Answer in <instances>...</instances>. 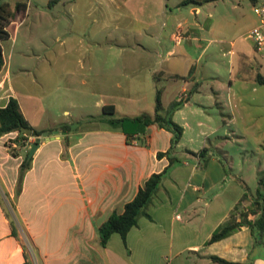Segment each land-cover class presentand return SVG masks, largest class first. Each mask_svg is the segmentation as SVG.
Segmentation results:
<instances>
[{
  "label": "crops",
  "instance_id": "1",
  "mask_svg": "<svg viewBox=\"0 0 264 264\" xmlns=\"http://www.w3.org/2000/svg\"><path fill=\"white\" fill-rule=\"evenodd\" d=\"M1 1L10 4L14 18L7 27L8 38L1 41L0 108L15 98L26 120L41 135L19 184V165L23 158L28 159L36 137L22 139L14 156L5 140L19 136L9 132L0 135V264H217L212 255L244 264H264V247L254 243L247 226L207 243L244 192L240 177L228 173L217 157L209 156L204 139L202 148L210 157L204 165L196 151L186 148L182 152L184 161L179 166L183 167L184 187L175 206L163 210L165 221L139 218L125 242L118 233H112L104 246L97 232L112 212L123 211L152 173L168 164L165 156L158 158L156 154L169 148L172 136L152 124L140 137L147 145L138 140L127 144L124 134L109 126L102 107L113 105V117L153 113L156 88L162 87L165 108L183 95L182 105L172 113L175 121V115L187 107L205 112L206 106L216 105L228 106L230 122H237L238 107L233 103L236 81H243L245 75L251 80L261 77L263 70L247 34L239 37L238 43L230 41L237 49L228 50V76L219 81L212 77L217 71L205 70L210 41L203 48L197 46L202 41L197 29L209 35L215 31L214 19L207 25L197 21L201 10L198 3L186 10L183 0ZM18 1L26 2L22 12L15 11ZM108 6L115 9L113 16H107ZM92 7L101 9L88 21ZM190 13H194L193 19ZM110 17L113 33L106 32ZM123 17L133 26H123ZM31 22H35L34 27ZM90 22L102 24L92 29ZM257 23L258 19L253 26ZM180 25L182 38L175 42L174 32ZM22 32L45 45L44 51H32L35 66L27 65L30 54L25 41L16 48ZM47 40L64 47H50ZM109 55L115 59L113 65L108 63ZM108 66L114 68L108 70ZM141 76L146 91L108 94L109 82L119 89L132 87L141 84ZM75 82L82 85L85 101L75 98ZM34 85L40 89H30ZM223 90L228 95L225 104L220 101ZM91 108L99 111L92 114ZM224 123L227 132L235 135L236 129ZM63 125L70 127L69 132L61 129ZM43 132H52L53 138H42ZM177 167L173 165L168 172L172 175ZM227 179L231 181L227 188L211 192ZM200 202L203 212L196 220L191 216L183 219L176 211L190 214Z\"/></svg>",
  "mask_w": 264,
  "mask_h": 264
},
{
  "label": "rangeland",
  "instance_id": "2",
  "mask_svg": "<svg viewBox=\"0 0 264 264\" xmlns=\"http://www.w3.org/2000/svg\"><path fill=\"white\" fill-rule=\"evenodd\" d=\"M262 2H264V0H257L255 4ZM197 3L201 9L197 21L207 25L210 19H214L215 23V31L213 35H209L207 32H201L199 29L196 30V35H200L202 40L201 42H198V47L203 48L205 44L210 41V49L206 53V58L209 59V62L205 65V70L217 71V74L213 73L212 77L215 76L213 79L215 78L219 81L225 80L228 76V59L231 57L228 50L237 49L230 45V41L236 40L238 43L239 37L246 35L257 20V17L252 10L254 4L253 0H190L187 4L188 7L186 10H188L191 5ZM100 9L101 8L98 7H92L91 17L88 21H91L93 18L92 15L97 17ZM114 10V8L108 6L106 11L107 16H113ZM188 15L189 18H194V13ZM111 17L106 19V32L113 33V25L110 24ZM100 24H102V22L97 24L92 22L89 23V25H92V29L94 26H99ZM29 25L34 27L35 22H31ZM122 25L133 26V24L128 22L127 17L122 18ZM117 32L118 31H116V33ZM220 39L223 40V42L221 41L222 43L219 42ZM21 40L26 42V51L30 54L27 61L28 67L35 66L36 61L32 51H44L45 45L36 38L30 40L25 32H22L18 37L16 48L20 45ZM47 42H49L48 45L50 47L57 46L60 49L64 47L59 46L54 41L47 40ZM110 42L111 40H106V43ZM71 43L73 44V42H69L68 44L71 45ZM212 49L214 52H211ZM71 58L73 59L74 57L71 56ZM203 60L204 56L202 58V61ZM113 62H115L114 57L109 55L108 63H112L113 65ZM113 68V66H108V70H112ZM31 73H33V70ZM235 75L237 74L235 73ZM139 79L141 84H136V86L132 87H126L124 85L123 88L120 89L112 87L109 82L107 87L108 94L120 91H133L134 89L146 91L145 86L142 85L144 78L141 76ZM205 80H210V78H206ZM30 89L35 90L40 88L37 85H34V87H31ZM73 89L75 98L84 100L82 96V85L75 82L73 84ZM234 89L236 90V93L233 94V97H235L233 103L238 107L236 111L239 115L237 122L232 120L230 122L229 119L231 116L228 106H225L224 108L217 107L216 105L211 108L206 106L205 112L200 110L196 111V107L190 106L187 107V109L179 111L175 115L177 121L173 120L181 125L184 130L183 138L177 146V156L180 158V162L176 164L178 167L174 171L175 173L171 175L168 172L163 178L156 193L152 197L151 203L147 207V212L150 214L153 221H165L166 216H164L163 210H167L168 208L171 209L175 206L179 193L184 187L183 179L185 177L184 174H182L183 167L179 166L180 163L184 161V158L181 157L183 155L182 152L186 148L198 152L202 149L203 139L206 142L209 153L211 152V155L208 153L209 156L217 157L225 163L228 173L240 177L238 178V182L242 185L243 192H246L247 195L253 196L262 185L261 181H264V150L262 148V143L264 141V82L258 80L257 77L251 80L245 75L243 81H236ZM201 94L203 97L204 93ZM227 98L228 95L225 90H223L220 96V101L224 104L228 103ZM238 98H240V101H238ZM91 109L93 112L90 113L92 114L99 111L96 108ZM198 121H202V123L199 124ZM224 121L229 122L230 129H236V132L234 133L235 135L227 132V126ZM223 127H226V131ZM213 129L217 130L216 132L211 133L210 131H213ZM209 156L207 158H210ZM207 158L206 160H209ZM201 162H204V160ZM230 184L231 181L227 179L220 182L211 192L214 193L217 190L227 188ZM176 211L180 213L183 219H187V217L191 216L193 220H196L202 215L203 204L202 202L198 203L196 209L192 210L190 214H186L180 210ZM144 217L145 216H141L140 218L145 220Z\"/></svg>",
  "mask_w": 264,
  "mask_h": 264
},
{
  "label": "trees",
  "instance_id": "3",
  "mask_svg": "<svg viewBox=\"0 0 264 264\" xmlns=\"http://www.w3.org/2000/svg\"><path fill=\"white\" fill-rule=\"evenodd\" d=\"M57 0H49V4L56 2ZM190 0H183V4H188ZM26 6L25 1H18L15 3V11L22 12ZM14 18V12L10 8V4L6 1L0 0V70L3 66L4 59L2 54L1 41L8 38L7 27ZM258 80L264 82L261 77H257ZM162 87H157L154 98V111L149 113L143 111L135 116H120L113 117L114 106L104 105L102 111L107 115V123L112 129L121 131L125 136V142L131 144L133 141H139L144 145H147L144 138L147 127L149 125H157L160 128L168 130L172 136L170 140L169 148L162 152L158 151L156 156L158 158L165 156L168 160V164L159 172L152 173L139 187L135 196L125 203L124 209L121 213L112 212L109 217L100 224L97 228V232L100 238L101 245H106V242L112 233H118L123 242L126 241V235L128 231L137 225L138 219L141 216H146L151 219L150 214L147 212V207L151 203L153 195L156 193L160 183L167 174L168 170L178 162L180 158L176 156L175 151L177 145L180 142L183 128L176 123L172 118V113L179 108L183 100L179 99L172 101L168 107H164L161 101ZM22 127H30L32 129V136L39 137L41 131L33 128L22 114L19 104L15 98L9 99L6 106L0 108V135L11 131H17L19 138L16 139L18 145L23 144L22 139H26L28 135H25L22 131ZM63 131L69 132L70 127L68 125L61 126ZM66 137V136H65ZM65 138L66 146L68 141ZM264 150V141L262 143ZM10 153L14 156L17 155L16 149H11ZM200 158L205 160L207 156V149L202 148L196 152ZM31 159L23 158L19 165L17 184L22 180L25 171L30 167ZM260 188L256 191L255 195H247L246 192L242 194L240 200L230 211L228 218L217 226L211 233L207 243L220 240L227 237L231 233L237 231L242 226H247L251 232L253 241L264 247V184L261 181ZM211 259L217 264H244L241 262L229 261L224 258L212 255ZM251 264V263H249Z\"/></svg>",
  "mask_w": 264,
  "mask_h": 264
},
{
  "label": "built area",
  "instance_id": "4",
  "mask_svg": "<svg viewBox=\"0 0 264 264\" xmlns=\"http://www.w3.org/2000/svg\"><path fill=\"white\" fill-rule=\"evenodd\" d=\"M252 10L258 19V23L249 30L247 36L252 40L255 52L259 56L263 64L261 78L264 80V2L259 4H253ZM173 38L175 42H179L181 40L182 38L181 25L178 26V28L174 32ZM182 96L183 95H180V99ZM9 133H15L16 135H18L17 131H11ZM15 139L16 138L8 137L5 140V145L8 148V150L16 149L18 147V143ZM176 217L179 218L178 215H176Z\"/></svg>",
  "mask_w": 264,
  "mask_h": 264
},
{
  "label": "water",
  "instance_id": "5",
  "mask_svg": "<svg viewBox=\"0 0 264 264\" xmlns=\"http://www.w3.org/2000/svg\"><path fill=\"white\" fill-rule=\"evenodd\" d=\"M21 131L25 134V135H28L30 136L31 133H32V129L30 127H22L21 128ZM58 131H54V133L56 134ZM53 138L52 137V132H43L42 133V138L44 139H48V138ZM39 141H40V137H36L35 141L32 143L29 151H28V154H27V158H31L34 151L36 150V148L38 147L39 145Z\"/></svg>",
  "mask_w": 264,
  "mask_h": 264
}]
</instances>
